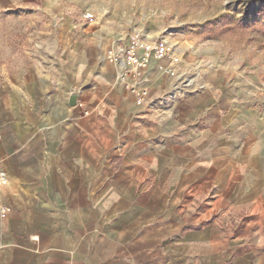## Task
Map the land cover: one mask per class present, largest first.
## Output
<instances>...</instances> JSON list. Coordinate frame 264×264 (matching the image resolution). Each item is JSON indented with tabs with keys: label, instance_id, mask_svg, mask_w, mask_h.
<instances>
[{
	"label": "crops",
	"instance_id": "0c3cea01",
	"mask_svg": "<svg viewBox=\"0 0 264 264\" xmlns=\"http://www.w3.org/2000/svg\"><path fill=\"white\" fill-rule=\"evenodd\" d=\"M60 2L0 0V264H264V113L225 80L175 90L168 59L137 102L103 59L127 33Z\"/></svg>",
	"mask_w": 264,
	"mask_h": 264
},
{
	"label": "rangeland",
	"instance_id": "374dc122",
	"mask_svg": "<svg viewBox=\"0 0 264 264\" xmlns=\"http://www.w3.org/2000/svg\"><path fill=\"white\" fill-rule=\"evenodd\" d=\"M60 5L62 16L81 17L100 29L94 33L103 46L104 38L118 40L134 29L166 42L174 52L168 61L179 69L175 90L225 80L243 109L264 113V0H61ZM57 13L37 10L34 29ZM32 57L21 50L19 65L27 67Z\"/></svg>",
	"mask_w": 264,
	"mask_h": 264
},
{
	"label": "built area",
	"instance_id": "2783aa9c",
	"mask_svg": "<svg viewBox=\"0 0 264 264\" xmlns=\"http://www.w3.org/2000/svg\"><path fill=\"white\" fill-rule=\"evenodd\" d=\"M173 57V49L166 42L151 38L140 30L134 29L124 40L109 46L103 59L117 67L118 84L132 94L137 102L142 103L150 95L148 72L151 62L153 60L161 62ZM8 187V173L0 156V218L2 220L7 219L10 212L4 202Z\"/></svg>",
	"mask_w": 264,
	"mask_h": 264
},
{
	"label": "water",
	"instance_id": "95a60500",
	"mask_svg": "<svg viewBox=\"0 0 264 264\" xmlns=\"http://www.w3.org/2000/svg\"><path fill=\"white\" fill-rule=\"evenodd\" d=\"M73 97V96H72Z\"/></svg>",
	"mask_w": 264,
	"mask_h": 264
}]
</instances>
